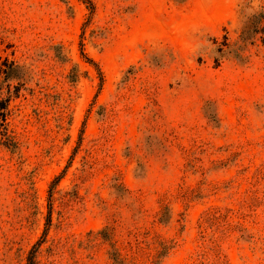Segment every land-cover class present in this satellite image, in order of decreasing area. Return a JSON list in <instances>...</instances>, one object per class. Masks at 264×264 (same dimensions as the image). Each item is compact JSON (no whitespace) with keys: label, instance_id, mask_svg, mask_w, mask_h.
I'll return each instance as SVG.
<instances>
[{"label":"rangeland","instance_id":"rangeland-1","mask_svg":"<svg viewBox=\"0 0 264 264\" xmlns=\"http://www.w3.org/2000/svg\"><path fill=\"white\" fill-rule=\"evenodd\" d=\"M3 112L0 264H264V0H0Z\"/></svg>","mask_w":264,"mask_h":264},{"label":"trees","instance_id":"trees-1","mask_svg":"<svg viewBox=\"0 0 264 264\" xmlns=\"http://www.w3.org/2000/svg\"><path fill=\"white\" fill-rule=\"evenodd\" d=\"M1 108L2 109H6L7 108L6 103H5V105H2ZM1 115H2V117H0V125L4 126L5 125V120H6V114H5V112H3Z\"/></svg>","mask_w":264,"mask_h":264}]
</instances>
